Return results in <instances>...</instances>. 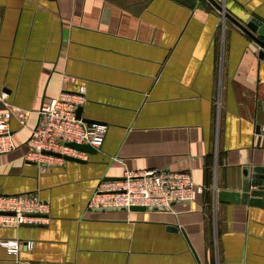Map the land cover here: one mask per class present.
Masks as SVG:
<instances>
[{"label": "crops", "instance_id": "0c3cea01", "mask_svg": "<svg viewBox=\"0 0 264 264\" xmlns=\"http://www.w3.org/2000/svg\"><path fill=\"white\" fill-rule=\"evenodd\" d=\"M215 1L0 0V96L28 111L9 121L0 195L48 206L38 224L0 218V264H264V205L217 199L264 167V49L223 15L264 22V0ZM79 89L100 149L26 160L42 101ZM146 170L187 172L202 191L167 210L87 208L100 181Z\"/></svg>", "mask_w": 264, "mask_h": 264}, {"label": "built area", "instance_id": "2783aa9c", "mask_svg": "<svg viewBox=\"0 0 264 264\" xmlns=\"http://www.w3.org/2000/svg\"><path fill=\"white\" fill-rule=\"evenodd\" d=\"M4 96H0V154L16 147L9 125L11 117L15 116L25 124L28 114L26 110L14 111L3 100ZM84 101L81 89L75 92L61 90L55 97L42 101L37 121L25 141L29 147L26 160L47 167L55 161L66 160L65 157L85 158L87 153L68 146V143L86 144L96 151L100 149L105 127L77 117V110ZM196 190L200 192L202 187L196 186L187 172L126 171L122 177L100 181L88 200L87 208L167 210L172 202L190 203ZM47 208L35 193L0 195V218L6 224H38L41 218L48 216ZM3 245L10 255L17 258L21 249L19 241L6 240Z\"/></svg>", "mask_w": 264, "mask_h": 264}, {"label": "water", "instance_id": "95a60500", "mask_svg": "<svg viewBox=\"0 0 264 264\" xmlns=\"http://www.w3.org/2000/svg\"><path fill=\"white\" fill-rule=\"evenodd\" d=\"M212 5H214L218 10L222 11V6L219 5L215 0H209ZM227 19L233 20V22L242 29L249 37L257 43L262 49H264V41H261L257 38L264 37V22L261 20L251 17L246 23L238 22L230 17V15L226 12L223 13ZM259 57L264 58V50L259 52ZM80 109L77 110V117L80 116ZM83 121L87 123H96L95 121H90L83 119ZM68 146L85 153H94L96 150L91 148L89 145L86 144H76V143H68ZM66 160L70 161H80L79 159H74L70 157H65ZM244 177L246 181H244L242 185V193L237 192H227V191H220L217 194V199L220 202H230V203H250V204H261L264 205V167H254L251 170V179L247 180L248 172L245 169ZM251 186L256 187L257 189L249 191ZM250 196V199L248 197ZM175 202H172L174 204ZM157 210L158 208H151ZM110 210H126L125 208H94L92 211H110ZM130 210H144L143 207H131ZM28 225V224H24Z\"/></svg>", "mask_w": 264, "mask_h": 264}]
</instances>
